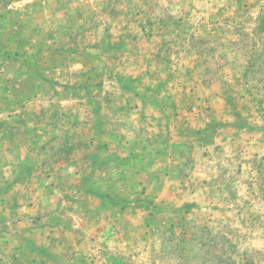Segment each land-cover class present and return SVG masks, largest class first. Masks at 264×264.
<instances>
[{
  "label": "rangeland",
  "instance_id": "1",
  "mask_svg": "<svg viewBox=\"0 0 264 264\" xmlns=\"http://www.w3.org/2000/svg\"><path fill=\"white\" fill-rule=\"evenodd\" d=\"M194 226L264 264V0H0V264H202Z\"/></svg>",
  "mask_w": 264,
  "mask_h": 264
},
{
  "label": "trees",
  "instance_id": "2",
  "mask_svg": "<svg viewBox=\"0 0 264 264\" xmlns=\"http://www.w3.org/2000/svg\"><path fill=\"white\" fill-rule=\"evenodd\" d=\"M184 238L190 236L192 242L191 252L195 248H199L201 251L195 253L196 256L200 255L202 264H232L230 260L225 258L230 253L229 248L225 244H220L217 238H212L207 228H199L194 226L190 232L183 230ZM189 252L184 249V252ZM225 259V260H224ZM239 264H253L249 260L247 262L242 261Z\"/></svg>",
  "mask_w": 264,
  "mask_h": 264
}]
</instances>
